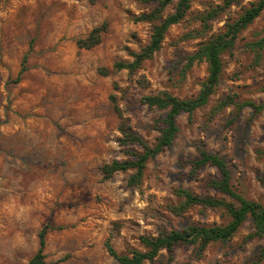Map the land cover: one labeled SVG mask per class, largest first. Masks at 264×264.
<instances>
[{
  "label": "rangeland",
  "instance_id": "1",
  "mask_svg": "<svg viewBox=\"0 0 264 264\" xmlns=\"http://www.w3.org/2000/svg\"><path fill=\"white\" fill-rule=\"evenodd\" d=\"M256 1L191 0L160 48L129 71L113 64L132 61V53L149 41L153 22L136 17L154 1L0 0V264H27L44 224L62 226L46 233V263L118 264L105 247L107 238L129 255L146 248L142 235L227 223L222 207L171 209L183 201L178 189L232 201L211 186L219 176L215 166L196 164L200 149L222 156L232 187L264 206V8L221 52L214 92L190 117L185 111L177 115L173 141L147 160L137 184L129 182L134 169L108 177L101 170L104 163L142 152L139 141H121L125 133L154 144L166 108L141 97L196 96L207 62L191 61V55ZM175 4H167L162 15ZM97 26H104L99 42L79 47L77 40ZM225 96L238 105L213 112ZM252 231L247 217L225 241H211L200 251L197 243L180 242L170 258L163 249L144 264H250L258 258L264 264V233L247 237Z\"/></svg>",
  "mask_w": 264,
  "mask_h": 264
},
{
  "label": "trees",
  "instance_id": "2",
  "mask_svg": "<svg viewBox=\"0 0 264 264\" xmlns=\"http://www.w3.org/2000/svg\"><path fill=\"white\" fill-rule=\"evenodd\" d=\"M142 2H152L156 4L150 10L141 13L136 17L137 20H145L153 22L149 41L141 47L137 52H133V59L130 62H115L114 68L121 69L127 68L133 71L142 63L143 60L150 58L155 51H157L164 38L167 28L178 21H180L190 6L191 0H141ZM176 1L174 11L162 15L163 8ZM264 8V0H257L244 10V12L232 23L227 24V29L217 36L204 41L200 44L197 51L191 55L190 60L204 59L207 62V76L201 83L200 89L196 96L191 98H177L166 92L157 94H149L141 97V101L148 105H155L159 108H166L165 114L162 117L159 129V135L153 145H148L142 142L137 136L125 133V137L121 138L123 143L130 140L139 141L142 144V152L137 154L134 159H114L110 162L104 163L101 170L106 177L110 176L113 172L126 169H134V172L129 178L131 184H137L142 176L144 167L149 158L153 157L156 153L161 151L165 146H168L173 141L178 125L176 117L181 111L188 113L189 117L193 110L205 104L209 96L214 92L216 85L220 81L222 60L221 52L229 45L232 44L237 32L253 21ZM104 26L94 27L87 36L77 40L79 47H90L95 45L100 40V33L103 31ZM25 70L21 65L19 74ZM107 68H101V73L106 74ZM113 103V109L121 116V110L118 106L113 95L110 96ZM237 103L232 96H225L212 108L213 112L230 104ZM251 104L256 109L260 105H256L251 101ZM238 105V103H237ZM124 131V129H121ZM264 153V151H263ZM210 163L217 169L219 176L211 180V186L222 194L229 196L231 200L218 198L211 195L200 196L194 194L186 189H178V194L183 196V201L178 205L172 206V211L175 213L183 212L187 207L193 204H202L210 207H222L225 209L230 220L225 224L218 225H195L190 224L182 229H170L169 231L161 232L152 236H140L146 248L144 250L131 249L130 254L118 253L110 238L104 242L105 247L109 254H111L118 264H144L145 261L150 263L154 262L158 254L165 249L168 252V258L172 256L174 246L177 243H197L198 250H202L209 242L221 240L225 241L230 238L241 223L250 217L253 225V231L247 237H253L264 233V206L252 199H248L241 193L237 192L231 184L230 169L226 160L217 153L208 152L205 149H200V158L196 164ZM60 228L62 226H53L44 224L38 231L39 245L35 253L30 257L27 264H51L46 263L44 258L45 236L48 230L53 228ZM264 254V246L260 250V255ZM260 258L251 262L250 264H257Z\"/></svg>",
  "mask_w": 264,
  "mask_h": 264
}]
</instances>
